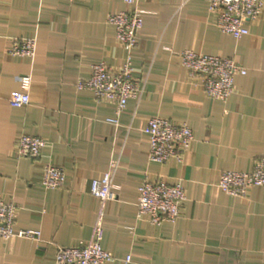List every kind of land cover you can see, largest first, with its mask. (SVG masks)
I'll list each match as a JSON object with an SVG mask.
<instances>
[{
	"label": "crops",
	"instance_id": "0c3cea01",
	"mask_svg": "<svg viewBox=\"0 0 264 264\" xmlns=\"http://www.w3.org/2000/svg\"><path fill=\"white\" fill-rule=\"evenodd\" d=\"M124 0H0V196L18 205L17 228L39 229L41 239L0 237V264H56L60 245L88 242L101 207L91 182L118 160L115 197L104 206L102 245L108 264H264V186L245 196L217 181L223 170L251 171L264 151V8L238 38L222 32L207 0H140L143 16L133 49L140 99L120 112L113 102L79 91L78 80L98 62L119 67L127 52L108 15ZM18 36L34 37L36 52H10ZM238 59L235 90L222 100L191 77L181 51ZM32 76L30 103L14 106L19 76ZM185 121L195 138L184 160L150 162L146 121ZM22 134L49 142L41 156L16 154ZM48 163L63 166L65 184H42ZM146 174L184 180L188 199L175 222L151 224L137 216L138 187ZM130 255V260L127 256Z\"/></svg>",
	"mask_w": 264,
	"mask_h": 264
},
{
	"label": "built area",
	"instance_id": "2783aa9c",
	"mask_svg": "<svg viewBox=\"0 0 264 264\" xmlns=\"http://www.w3.org/2000/svg\"><path fill=\"white\" fill-rule=\"evenodd\" d=\"M125 9L108 15V22L115 27L116 39L127 55L119 67L106 62L92 65L91 75L78 80L79 91L90 92L98 101L113 102L117 106V116L107 119L120 124V112L130 98L140 99L144 92L143 81L135 75L133 49L138 45L143 16L140 0H124ZM209 10L216 14V24L225 33L240 38L249 33V23L259 18L264 8V0H207ZM34 37L13 38L10 52L20 57H32L36 52ZM182 64L191 77L200 78L205 92L212 98L228 100L235 90L237 74H246L247 68L236 58L201 53L192 49L181 51ZM20 88L12 92L14 106L30 103L29 89L32 76H19ZM143 130L148 135L150 162L166 164L170 160L182 162L191 146L195 133L185 121H175L164 116L149 118ZM49 142L36 135L22 134L16 145V154L37 158L41 156ZM118 160H112L110 168L101 178L91 182V193L101 200V207L93 227L90 240L75 245H60L56 251V264H108L115 255L102 245L104 235V206L107 199L115 197L114 178L118 170ZM66 170L63 166L48 163L45 166L42 184L48 188H58L65 184ZM217 184L228 194L245 196L253 186H264V151L256 158L251 171L226 169L220 174ZM188 199L186 184L179 179L168 182L163 177L146 174L138 187L137 216L151 224L175 222L181 215L182 207ZM18 205L0 196V237L10 239L25 237L41 239L39 229L17 228ZM131 256H127L130 260Z\"/></svg>",
	"mask_w": 264,
	"mask_h": 264
}]
</instances>
